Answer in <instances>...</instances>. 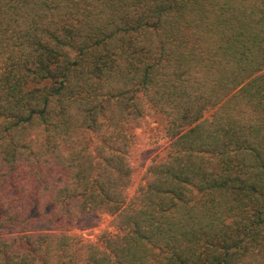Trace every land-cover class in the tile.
I'll list each match as a JSON object with an SVG mask.
<instances>
[{"label":"trees","instance_id":"trees-1","mask_svg":"<svg viewBox=\"0 0 264 264\" xmlns=\"http://www.w3.org/2000/svg\"><path fill=\"white\" fill-rule=\"evenodd\" d=\"M0 264H264V0H0Z\"/></svg>","mask_w":264,"mask_h":264},{"label":"rangeland","instance_id":"rangeland-1","mask_svg":"<svg viewBox=\"0 0 264 264\" xmlns=\"http://www.w3.org/2000/svg\"><path fill=\"white\" fill-rule=\"evenodd\" d=\"M143 130L146 131V128ZM143 130H137L140 132L142 139L139 147L135 150V182L129 189L130 194L133 192L147 162L168 145V141L166 139H158L156 142H152V139L148 137V131L144 132ZM110 221V216L96 218L92 215H88L80 220V223L74 232L82 234L86 238L94 239L102 229L109 225ZM41 228L45 229V226H42Z\"/></svg>","mask_w":264,"mask_h":264}]
</instances>
